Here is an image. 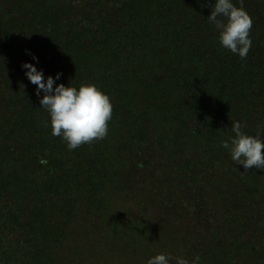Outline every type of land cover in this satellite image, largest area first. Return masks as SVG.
<instances>
[{
    "label": "trees",
    "instance_id": "trees-1",
    "mask_svg": "<svg viewBox=\"0 0 264 264\" xmlns=\"http://www.w3.org/2000/svg\"><path fill=\"white\" fill-rule=\"evenodd\" d=\"M212 3L0 0V264H104L96 254L113 241L121 259L146 244L200 264L264 254V179L238 189L251 168L222 146L233 120L250 134L264 125V0H243L244 58L221 46ZM27 50L45 78L62 71L57 83L109 94L104 139L70 150L52 135L21 67ZM178 214L213 232L157 242L170 230L160 218Z\"/></svg>",
    "mask_w": 264,
    "mask_h": 264
},
{
    "label": "clouds",
    "instance_id": "clouds-1",
    "mask_svg": "<svg viewBox=\"0 0 264 264\" xmlns=\"http://www.w3.org/2000/svg\"><path fill=\"white\" fill-rule=\"evenodd\" d=\"M211 21L219 33L218 39L222 47L241 58L247 56L251 46V29L253 19L244 8L243 0L239 6L235 0H214L211 4ZM32 61L22 62L25 76L36 85V96L39 103L50 116L51 133L59 136L68 149L74 150L82 144L102 140L108 135L109 121L113 116L114 105L109 94L95 83H81L75 86L66 85L61 80L63 72L45 78L43 68H39V56L34 53ZM34 61V62H33ZM246 123L233 120L231 132L222 146L230 153L235 164L243 165L245 171L250 168L264 169V125L255 134L244 129ZM200 264L201 257L196 255L188 259L170 252H159L150 256L146 264Z\"/></svg>",
    "mask_w": 264,
    "mask_h": 264
},
{
    "label": "rangeland",
    "instance_id": "rangeland-1",
    "mask_svg": "<svg viewBox=\"0 0 264 264\" xmlns=\"http://www.w3.org/2000/svg\"><path fill=\"white\" fill-rule=\"evenodd\" d=\"M262 118V116H259ZM252 171L251 175H249L248 179L249 180H244L245 176H243V180L240 181V179L237 178V176L234 177L235 179V183H237V186H238V189H243V185L247 182V181H253L256 177H259L260 174H262L261 179L263 178L264 179V169H258V168H251L250 169ZM212 179V178H211ZM264 183V181H263ZM263 191V195H264V188L262 189ZM260 195V194H259ZM262 195V194H261ZM264 198V196H263ZM186 214H178L176 215V217H174L173 219L169 217L165 218L164 216L160 218V221L158 223V227L160 228H164V227H170V230H166L168 232V234H166L165 232H159V233H156L154 235L155 239L157 242H159L160 244L161 243H164L168 240V238L171 236V237H176L178 236L179 234H183L184 236H193V235H196L198 232L200 233V236L203 238V239H208L209 238V233L213 232V228L211 227V221H206L207 224L209 225H206L205 226V229L203 231H199L198 229L194 228V227H198L199 226V221H197L194 217H192L191 219L193 220V223L191 226H193V228H191V226L189 227H185V224H188L190 225L191 223V219H188L185 221V216ZM184 217V218H182ZM149 220H151L150 217H148ZM166 219H170V220H167ZM212 219V218H211ZM204 220V219H203ZM175 224H180L178 226H175L173 225L174 223ZM205 222V223H206ZM162 225L164 227H162ZM177 230H179L180 232L177 233ZM183 230H186L185 232H182ZM161 235H166V240H161L162 237ZM115 248V244H114V241H113V244L111 246L107 245V247L105 248L106 250V255L103 253V252H98L97 255V260H94L96 262H102L104 264H146V261L147 259L150 257L149 256V253L150 252H154L155 254L159 253V252H170V253H173V254H178L177 252L175 251H154L150 248V246L148 244H146L143 248H132L130 250H128L126 252V256L123 257L124 259H121L122 257H120V255L116 254L113 252ZM249 249H252V247H250ZM263 252H261V255H257V256H254L253 255V252L249 251L247 252L243 259L239 260V262L237 264H264V256H263ZM89 255L87 254H84L83 258H82V261H86L87 263V257ZM196 255H192L191 258L195 257ZM263 256V257H262ZM88 264V263H87Z\"/></svg>",
    "mask_w": 264,
    "mask_h": 264
}]
</instances>
